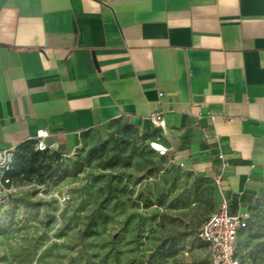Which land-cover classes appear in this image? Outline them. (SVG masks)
<instances>
[{
  "label": "crops",
  "instance_id": "crops-1",
  "mask_svg": "<svg viewBox=\"0 0 264 264\" xmlns=\"http://www.w3.org/2000/svg\"><path fill=\"white\" fill-rule=\"evenodd\" d=\"M121 121L245 216L264 194V0H0V154L45 130L69 157Z\"/></svg>",
  "mask_w": 264,
  "mask_h": 264
},
{
  "label": "rangeland",
  "instance_id": "rangeland-1",
  "mask_svg": "<svg viewBox=\"0 0 264 264\" xmlns=\"http://www.w3.org/2000/svg\"><path fill=\"white\" fill-rule=\"evenodd\" d=\"M152 136L121 121L85 139L42 186L17 182L0 206V264H208L196 236L219 202L214 179L157 159ZM66 194L61 204L57 196ZM238 239L241 264H264V194ZM92 221L94 235L82 231Z\"/></svg>",
  "mask_w": 264,
  "mask_h": 264
},
{
  "label": "built area",
  "instance_id": "built-area-1",
  "mask_svg": "<svg viewBox=\"0 0 264 264\" xmlns=\"http://www.w3.org/2000/svg\"><path fill=\"white\" fill-rule=\"evenodd\" d=\"M161 96V94H160ZM149 125L154 129L164 132L166 124L160 114H152L148 118ZM47 136L45 130H39L36 134L35 149L41 152L49 150L43 140ZM155 156L157 159H167L168 149L159 143L156 139L153 143ZM12 156L8 153L0 154V206L4 205L8 198H12L16 193V187L9 179L5 177L8 171ZM169 164L182 168L183 165L178 162L167 160ZM218 180L216 183L218 184ZM61 204L69 201L66 194L57 196ZM247 227V217L230 212V204L222 199L216 211L212 213L199 226L196 236L197 239L205 244L209 250L208 264H241L237 256L238 234Z\"/></svg>",
  "mask_w": 264,
  "mask_h": 264
},
{
  "label": "trees",
  "instance_id": "trees-1",
  "mask_svg": "<svg viewBox=\"0 0 264 264\" xmlns=\"http://www.w3.org/2000/svg\"><path fill=\"white\" fill-rule=\"evenodd\" d=\"M63 158L66 157L57 152H50L49 150L44 152L38 151L35 149V141L27 140L25 143L17 146L12 153L11 162L8 171L5 173V177L9 179L14 186H16L17 182L28 179L34 180L37 185L42 186L47 180L56 177L57 169L55 166L59 165ZM160 160L164 159L161 158ZM236 209L237 203L232 202L230 204V212L236 214ZM247 227L239 232L238 239ZM94 229L95 224H92V221H90L82 231V237L90 238L95 233Z\"/></svg>",
  "mask_w": 264,
  "mask_h": 264
}]
</instances>
